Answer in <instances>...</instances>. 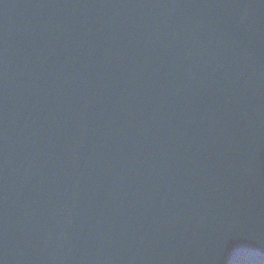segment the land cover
<instances>
[{
  "label": "water",
  "instance_id": "obj_1",
  "mask_svg": "<svg viewBox=\"0 0 264 264\" xmlns=\"http://www.w3.org/2000/svg\"><path fill=\"white\" fill-rule=\"evenodd\" d=\"M0 264H264V0H0Z\"/></svg>",
  "mask_w": 264,
  "mask_h": 264
}]
</instances>
